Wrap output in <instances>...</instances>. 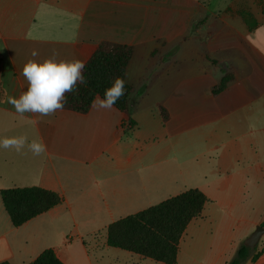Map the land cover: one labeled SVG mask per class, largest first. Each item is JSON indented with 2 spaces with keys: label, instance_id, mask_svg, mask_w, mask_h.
<instances>
[{
  "label": "crops",
  "instance_id": "obj_1",
  "mask_svg": "<svg viewBox=\"0 0 264 264\" xmlns=\"http://www.w3.org/2000/svg\"><path fill=\"white\" fill-rule=\"evenodd\" d=\"M262 27L264 0H0V138L47 146L40 156L0 148V263L29 264L53 249L65 264H115L123 254L106 244L112 223L198 189L209 202L188 225L177 264H228L264 223ZM105 41L134 47L127 80L137 94L148 78L130 133L116 107L21 117L8 103L27 89L29 59L86 61L79 46ZM157 48L164 64L151 57ZM230 70L234 80L215 93ZM14 187L63 202L15 227L1 200ZM257 247L246 264H264V235Z\"/></svg>",
  "mask_w": 264,
  "mask_h": 264
},
{
  "label": "trees",
  "instance_id": "obj_2",
  "mask_svg": "<svg viewBox=\"0 0 264 264\" xmlns=\"http://www.w3.org/2000/svg\"><path fill=\"white\" fill-rule=\"evenodd\" d=\"M79 49L87 58L84 69L87 84H80L77 92L67 94L64 110L88 113L93 98L96 95L103 98L105 89L112 85L114 79L122 77L126 82L124 95L114 107L123 114L124 131L130 133L137 126L133 118L134 111L148 89V78L143 79L144 87L138 94L136 86L127 80V68L134 55V47L105 41L81 44ZM151 57H159L161 64L168 61V55H163L160 48L155 49ZM212 62L217 64V61ZM233 80L234 73L231 70L225 72L214 92L223 91ZM155 110L161 113L164 123L169 120V112L165 107L158 105ZM1 200L15 227L22 226L63 202L59 194L40 187L3 189ZM208 202V198L200 190H186L156 206L112 223L106 231V244L158 263L177 264L180 241L190 222L202 214ZM262 226L264 227V223ZM261 254L262 251H258L257 246L251 248L241 243L228 264L256 262ZM29 264L65 263L58 258L55 250L47 249Z\"/></svg>",
  "mask_w": 264,
  "mask_h": 264
},
{
  "label": "clouds",
  "instance_id": "obj_3",
  "mask_svg": "<svg viewBox=\"0 0 264 264\" xmlns=\"http://www.w3.org/2000/svg\"><path fill=\"white\" fill-rule=\"evenodd\" d=\"M32 57L39 53L33 50ZM86 61L80 59L58 60L57 54L43 61L29 59L23 66L21 74L27 81V89L19 98L9 97L16 112L23 117L25 113L39 116H51L57 111H63L67 103V94L78 91V85L87 84L84 76ZM125 80L116 77L112 85L105 89L101 98L96 95L91 101L94 110H112L116 102L124 95ZM27 147L34 156H40L47 151L42 140L29 141L26 135L0 138V148L15 149L17 153Z\"/></svg>",
  "mask_w": 264,
  "mask_h": 264
},
{
  "label": "rangeland",
  "instance_id": "obj_4",
  "mask_svg": "<svg viewBox=\"0 0 264 264\" xmlns=\"http://www.w3.org/2000/svg\"><path fill=\"white\" fill-rule=\"evenodd\" d=\"M259 39L261 40V44L262 46L264 47V27L261 28V34L259 36ZM258 71H256V74H255V80L257 82V89L258 90H262L264 89V78H259L258 76ZM238 100H240L239 97H237ZM112 251H118V253H122L123 255H119L118 258H119V261H116L115 264H136V259L137 256L135 254H131V253H128L126 251H123V250H120V249H116V250H112ZM94 255V254H93ZM133 258H131V256ZM110 258H115V254H109ZM105 259H108V258H105ZM147 262H142L140 264H160L158 262H155L153 260H146Z\"/></svg>",
  "mask_w": 264,
  "mask_h": 264
},
{
  "label": "water",
  "instance_id": "obj_5",
  "mask_svg": "<svg viewBox=\"0 0 264 264\" xmlns=\"http://www.w3.org/2000/svg\"><path fill=\"white\" fill-rule=\"evenodd\" d=\"M263 235H264V227L259 225L250 235V237H248L245 240L244 244L248 247L255 248L259 244L260 239L262 238Z\"/></svg>",
  "mask_w": 264,
  "mask_h": 264
}]
</instances>
